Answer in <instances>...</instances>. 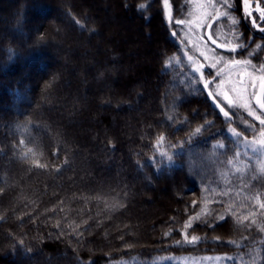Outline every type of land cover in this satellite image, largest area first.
<instances>
[{
	"label": "trees",
	"instance_id": "trees-1",
	"mask_svg": "<svg viewBox=\"0 0 264 264\" xmlns=\"http://www.w3.org/2000/svg\"><path fill=\"white\" fill-rule=\"evenodd\" d=\"M87 1H0V264H264V174L228 128L253 123L210 103L164 1L110 0L128 38L99 49L111 24Z\"/></svg>",
	"mask_w": 264,
	"mask_h": 264
},
{
	"label": "rangeland",
	"instance_id": "rangeland-1",
	"mask_svg": "<svg viewBox=\"0 0 264 264\" xmlns=\"http://www.w3.org/2000/svg\"><path fill=\"white\" fill-rule=\"evenodd\" d=\"M1 2H11L14 0H0ZM63 2V0H60ZM101 1V11L103 13L108 15V20L110 21L111 26H105L106 24H101V33L96 36L95 39V47L94 48H101L102 46H107V43H110L113 48L118 47L125 36L128 38V34L122 33V40H117V38L121 39L119 37V34L116 33L117 30H119V27H117L115 24L117 23H123L122 20H120L121 17L117 15V10L114 8L112 2L110 0H100ZM164 1V0H162ZM172 1V3H171ZM184 0H168L169 8L171 9V19H167L169 21L171 20H180L183 19L186 22L191 21L192 23H185V24H178L175 25L174 30L180 34L181 39L183 40L184 44L189 50V54L194 57L195 61L199 64L204 66V69L201 68V72L203 73V79H201V73L197 72L201 82L204 83L206 81H210L208 83L207 90L209 93H212V97L214 100L220 104L223 105L224 108L232 114H236L238 116V119L244 122V119H247L248 121H251L253 124H244L243 127L245 132L241 133L240 136H235L231 132H229V135L233 137L235 140L240 141V144L242 148L246 151H251L252 147H255L259 149L257 153H253L256 155V161L258 168L261 173L264 174V172L261 171V165H264V145L261 144V141H264V136L261 135L262 132H264V125H261L258 120H255L252 116L248 115V108L243 107L242 105L244 103H247L248 106L251 108L253 112H255L256 115L261 116V119H264V114H262L260 111H258L255 107L254 100L255 97L258 94L260 85L262 84V81L260 80V76L264 75V73H261L258 69L253 72L251 68L248 69L247 72L240 71L237 69H225V72L222 73L220 76L216 75L217 70L223 66V64L217 65L215 68L211 67L213 61V57L216 55L224 56L223 54L217 53L214 49H212L204 39V27L207 25V19L206 18L204 24L200 27H197V23L199 22V16L202 9L200 8V5H203L205 8H207V5L209 3V0H187L185 3L181 4ZM217 2H213V0H210L211 4L215 6V8H208V11H215L217 7H219L218 3H222L224 0H216ZM175 4V7L172 5ZM87 6L91 7L93 10V3L91 1H87ZM165 11V8H164ZM112 12L114 15H112ZM166 12V11H165ZM192 13L191 16H189V13ZM61 16V15H60ZM1 17V15H0ZM211 17V16H209ZM63 21H65L64 16L60 17ZM2 19V18H1ZM116 20V21H115ZM7 20L2 19L0 24V37H3L5 28H7ZM129 32H132L138 37V27L139 23L136 18H128V22H126ZM137 33V34H136ZM212 33L214 34V37L218 39L221 42L231 41L228 38V31L225 28V26L221 23L214 24L212 26ZM156 38L155 34H151L145 41L148 43H151ZM138 39V38H137ZM191 41V42H190ZM133 42V41H132ZM135 39L132 44L135 46ZM92 46V45H91ZM133 47V46H132ZM93 47L87 50V53H83L82 55V61L89 64V58L90 54H92L95 50ZM250 50L247 51V53ZM204 53L203 55L201 53ZM87 55V57H85ZM228 58V57H226ZM132 65L133 67H139V66H147L149 67L148 62L146 61L145 57L142 55L136 57L135 55H132ZM252 60V59H251ZM81 61V64H82ZM65 62V61H64ZM253 64L257 65L254 61H252ZM83 65V64H82ZM259 66V65H257ZM132 67H120L119 70L122 72V74L126 75L131 72ZM205 70V71H203ZM264 92V88H263ZM225 94H227L228 99L233 101V104L230 106L228 103V100H226ZM244 118V119H243ZM240 121V122H241ZM232 128V127H228ZM246 133V134H245ZM242 164L237 166V168H241ZM171 190L168 189V193H172L174 195V187H170ZM167 193V187H164L163 185H160L158 188V191L154 192L151 196H147L146 198L150 200L153 204L156 201H159L163 199L164 194ZM219 257L214 255H206L201 257H195V256H188L183 257L180 259L182 264H225L224 261L220 262L219 260H222L221 258L217 259ZM25 263V262H24ZM12 264H20V263H13ZM26 264V263H25ZM256 264V263H253Z\"/></svg>",
	"mask_w": 264,
	"mask_h": 264
},
{
	"label": "flooded vegetation",
	"instance_id": "flooded-vegetation-1",
	"mask_svg": "<svg viewBox=\"0 0 264 264\" xmlns=\"http://www.w3.org/2000/svg\"><path fill=\"white\" fill-rule=\"evenodd\" d=\"M185 1L187 0L181 1V4L185 3ZM213 2L216 3L217 1L213 0ZM218 5L219 7H217V9L220 12H224L225 15L216 19H213L212 16L208 17L206 22L207 25L204 29V39L207 44L217 53L223 54L224 57H228L229 59L233 57L240 59L239 57L242 51L250 50L254 53L256 52L257 57L255 56L254 62L257 63V65L264 64V53L260 59L258 56L261 50L255 47L256 44H260L262 49H264V15H261V13L264 12V0H224L222 3H218ZM233 20L236 21L235 24L232 23ZM217 23L223 24L225 28L228 27L226 28L228 31L227 36L231 41L244 44L245 47L238 48L236 52L229 51L224 47H217L218 44L223 45L228 43L226 40L221 42L212 36L210 32L211 28L208 27V24H211L212 27ZM209 37H211L215 43H213ZM188 52L189 50H187V55H190ZM253 56L254 55H251V57ZM192 59H194V57H192ZM202 69H204V66ZM262 100H264V92ZM221 107L228 112L223 105H221Z\"/></svg>",
	"mask_w": 264,
	"mask_h": 264
},
{
	"label": "snow or ice",
	"instance_id": "snow-or-ice-1",
	"mask_svg": "<svg viewBox=\"0 0 264 264\" xmlns=\"http://www.w3.org/2000/svg\"><path fill=\"white\" fill-rule=\"evenodd\" d=\"M164 6H165L166 15L168 16L169 19H171L172 18L171 17V9L169 8L168 0H164ZM144 7H145L144 4H141L140 5V8L141 9H143ZM200 8L202 9V11L200 12L199 22L197 23V27L202 26L204 24L206 18L209 17V16H212L213 19H216V18H219L220 16L225 15L224 12H220L218 9H216L214 12L213 11H208L207 10L208 8H215V6L213 4H211L210 0H209L208 5H207V8H205L203 5H200ZM191 15H192V13L190 12L189 13V16H191ZM261 15H264V12H262ZM176 23H178V24H185V23L191 24L192 22L191 21H187L186 22L185 20L180 19V20H177ZM232 23L235 24L236 21L233 20ZM208 27L211 28V24H208ZM209 38H211V37H209ZM213 43H215V41H213ZM217 47H224V48H226L229 51L236 52L238 48H244L245 45L244 44H241V43H234L233 41H228L227 44H223V45L218 44ZM255 47H256V49H260L261 52L264 53V49H262V47H261L260 44H256ZM201 54L203 55L204 53L202 52ZM185 55H187V53H185ZM251 55H253V52L252 51H249L248 52V56H251ZM188 59L190 61H192V57L191 56H189ZM171 61H176L177 63H180V60H179L178 57H172L170 59L169 63ZM213 61L214 62L211 65V67H213V68H215L219 64H223V66L220 67L217 70V72H216V75L217 76H220L222 73H224L225 72V69H237V68L240 71H243V72H247L248 69L251 68L253 70V72H255L258 69L261 73H264V64H261V65L257 66L255 64H253V62H252L251 59H248V58L237 59V58L233 57V58L229 59V58H226L224 56L216 55V56L213 57ZM193 65L194 66L192 68V71L193 72H199V73H201V79H203L204 78L203 77V73L201 72V68L203 67V65L199 64L196 61H193ZM260 80L262 81L261 87L264 88V75H261L260 76ZM208 83H210V81H206L204 83V87L205 88L208 87ZM209 95H212V93H209ZM224 98L226 100H228V103H229L230 106L233 104V101L228 99L227 94H225V97ZM256 100H257V103L259 104L260 109L262 110V112H264V100H261V98L259 96L256 97ZM242 106L245 107V108H248V115L249 116H252L255 120H258L261 125H264V119H261V116L256 115L255 112H253L251 110V108L248 106L247 103H244ZM220 111L224 113V116L226 118H229L230 119L228 112H225L223 108H221ZM200 131H201L200 128H197L196 129V132H200ZM229 132H231L235 136H240L241 135L239 132H237L233 128H229ZM261 135L264 136V132H262ZM163 140H164V137L161 136V137H159L157 143H160ZM261 144L264 145V141H261ZM221 147H223V145H221ZM30 151H31V149H30ZM251 151L253 153H257L260 150L257 149V148H255V147H252L251 148ZM161 154L162 155H166V153H161ZM168 159L171 160V157L169 156ZM229 163H231V161H229ZM236 171L239 172V171H241V169L240 168H237ZM261 171L264 172V165H261ZM257 202H259L258 199H257ZM260 207L261 208H264V203L260 204ZM205 214H208V204H207V202L204 204V207L201 210V212L199 214H197V216L192 217L184 225L185 229H187L188 227H191V224H192V220L193 219L198 220V219H200V217L202 215H205ZM251 215L255 216V213H251ZM220 218L223 219L224 217L221 216ZM248 219H249V217L247 215L242 216V217L239 218L238 223H243V221H246ZM251 223L252 224H255L256 223V220L253 219L251 221ZM262 231H264V229H262ZM167 234L168 233H166V235ZM184 238H185V240L188 243H196V242H198L200 240V237L195 236V235H193V236H191L189 238L186 232L184 234ZM178 243H179V241H178ZM217 259H219V258H217Z\"/></svg>",
	"mask_w": 264,
	"mask_h": 264
},
{
	"label": "water",
	"instance_id": "water-1",
	"mask_svg": "<svg viewBox=\"0 0 264 264\" xmlns=\"http://www.w3.org/2000/svg\"><path fill=\"white\" fill-rule=\"evenodd\" d=\"M245 1H248V0H245ZM209 39L211 40V38H209ZM211 41H212V40H211ZM262 94H263V88L260 87L257 96H259V97L261 98V100H262ZM206 95H207V97L210 99L211 103L215 106V108H216L220 113H222V114L224 115V113L220 111L221 108L217 105V103L213 100V98H212L207 92H206ZM257 96H256V97H257ZM256 97H255V100H254V104H255V106H256L259 110H261L260 107H259V104L257 103Z\"/></svg>",
	"mask_w": 264,
	"mask_h": 264
}]
</instances>
